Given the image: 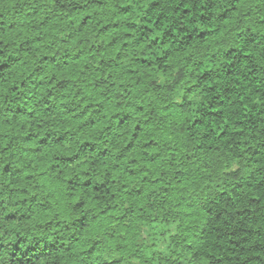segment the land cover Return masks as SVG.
<instances>
[{"label": "clouds", "instance_id": "1", "mask_svg": "<svg viewBox=\"0 0 264 264\" xmlns=\"http://www.w3.org/2000/svg\"><path fill=\"white\" fill-rule=\"evenodd\" d=\"M0 264H264V0H0Z\"/></svg>", "mask_w": 264, "mask_h": 264}]
</instances>
